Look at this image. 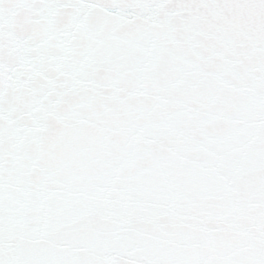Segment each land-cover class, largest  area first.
<instances>
[{
    "label": "snow or ice",
    "instance_id": "1",
    "mask_svg": "<svg viewBox=\"0 0 264 264\" xmlns=\"http://www.w3.org/2000/svg\"><path fill=\"white\" fill-rule=\"evenodd\" d=\"M0 264H264V0H0Z\"/></svg>",
    "mask_w": 264,
    "mask_h": 264
}]
</instances>
